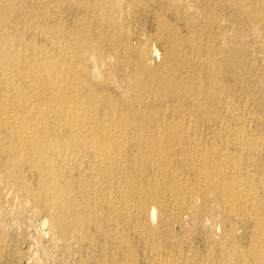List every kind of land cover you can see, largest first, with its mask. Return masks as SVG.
Returning <instances> with one entry per match:
<instances>
[{
	"label": "rangeland",
	"instance_id": "rangeland-1",
	"mask_svg": "<svg viewBox=\"0 0 264 264\" xmlns=\"http://www.w3.org/2000/svg\"><path fill=\"white\" fill-rule=\"evenodd\" d=\"M17 1L0 264H264V0Z\"/></svg>",
	"mask_w": 264,
	"mask_h": 264
},
{
	"label": "bare ground",
	"instance_id": "bare-ground-1",
	"mask_svg": "<svg viewBox=\"0 0 264 264\" xmlns=\"http://www.w3.org/2000/svg\"><path fill=\"white\" fill-rule=\"evenodd\" d=\"M1 1H2V0H1ZM14 1H15V0H14ZM21 1H22V0H21ZM136 1H137V0H136ZM17 2H19V0H18ZM138 2H139V0H138ZM187 7H188V6H187ZM241 7H242V6H241ZM13 8H14V7H13ZM14 9H15V8H14ZM180 9H181V8H180ZM180 9H179V11L181 12L182 9H181V10H180ZM6 10H7V9H6ZM179 11H177V12H179ZM186 13H187V12H186ZM186 13H185V14H186ZM192 13H193V12H192ZM178 14H179V13H178ZM182 14H183V13H182ZM249 14H250V13H249ZM237 16H238V15H237ZM252 17H253V16H252ZM252 17H251V19H252ZM255 18H256V17H255ZM110 19H111V18H110ZM109 21H110V20H109ZM112 21H113V20H112ZM114 24H115V22H114ZM118 25H119V24H118ZM115 28H116V27H115ZM112 30H113V29H112ZM84 31H85V30H84ZM114 31H116V30H114ZM117 31H119V29H118ZM117 31H116V34L118 33ZM88 32H89V31H88ZM83 33H85V32H83ZM114 33H115V32H114ZM114 33H113V34H114ZM194 33H195V32H194ZM83 35H84V34H83ZM114 35H115V34H114ZM121 35H122V34H121ZM115 36H116V35H115ZM118 36H119V35H118ZM118 36H117V37H118ZM10 42H11V41H10ZM190 42H191V40H190ZM3 43H4V42H3ZM239 44H240V43H239ZM195 45H196V44H195ZM195 45H194V46H195ZM196 46H197V45H196ZM1 47H2V46H1ZM233 48H234V47H233ZM8 49H10V48H8ZM4 50H6V49H4ZM133 50H134V49H133ZM230 50H231V49H230ZM233 50H234V49H233ZM9 51H10V50H9ZM127 51H128V50H127ZM245 51H246V50H245ZM23 54H24V53H23ZM78 55H79V54H78ZM13 56H14V55H13ZM35 56H37V55H35ZM38 56H39V55H38ZM43 56H44V55H43ZM237 56H238V55H237ZM27 57H28V56H27ZM30 57H31V55H30ZM46 57H47V56H46ZM73 57H74V56H73ZM244 57H245V56H244ZM10 58H11V57H10ZM24 58H25V57H24ZM32 58H33V57H32ZM36 58H37V57H36ZM237 58H238V57H237ZM22 59H23V58H22ZM27 59H28V58H27ZM49 59L51 60V57H50ZM80 59H82V58H80ZM83 59H84V58H83ZM30 60H31V59H30ZM42 60H43V59H42ZM46 60H47V59H46ZM39 61H40V59H39ZM29 62H31V61H29ZM64 62H65V61H64ZM64 62H63V63H64ZM84 62H85V61H84ZM242 62H243V61H242ZM42 63H43V62H42ZM59 63H60V62H59ZM59 63H58V64H59ZM63 63H62V64H63ZM66 63H68V61H67ZM69 63H70V62H69ZM22 64H23V63H22ZM29 64H30V63H29ZM29 64H28V65H29ZM43 64H44V63H43ZM71 64H72V63H71ZM28 65H27V66H28ZM66 65H68V64H66ZM138 65H139V64H138ZM13 66H14V65H13ZM32 66H33V65H32ZM45 66H46L49 70H52V72H54V70H55V68H56V64L53 63V61H52V62L45 63ZM62 66H63V65H62ZM14 67H15V66H14ZM64 67H65V66H64ZM72 67H73V66H72ZM132 67H133V66H132ZM42 68H43V67H42ZM73 68H75V67H73ZM150 68H151V67H150ZM13 69H14V68H13ZM20 69H21V68H20ZM23 69H24V68H23ZM29 69H31V68H29ZM29 69H28V72H30ZM56 70H58V69H56ZM46 71H47V70H46ZM24 72H25V71H24ZM28 72H27V73H28ZM55 72H56V71H55ZM58 72L61 73L60 71H58ZM67 74H68V72H67ZM73 74H74V73H73ZM52 75H53V73H52ZM58 75H59V74H58ZM47 76H48V75H47ZM53 76H54V75H53ZM51 78H52V77H51ZM31 79H32V78H31ZM33 79H34V78H33ZM53 79H54V78H53ZM4 80H5V78H4ZM63 80H64V78H63ZM65 80H66V79H65ZM65 80H64V81H65ZM51 81H52V80H51ZM51 83H52V82H51ZM59 83H60V81H59ZM170 83H172V82H170ZM183 83H184V82H183ZM172 84H173V83H172ZM87 85H88V84H87ZM53 86H54V85H53ZM80 86H82V85H80ZM6 88H7V87H6ZM63 88H64V87H63ZM64 89H65V88H64ZM76 89H77V88H76ZM82 89H84V88H82ZM82 89H79V90H81V92H83ZM92 89H93V88H92ZM60 90H61V89H60ZM64 91H65V90H62V92H64ZM89 91H90V90H89ZM62 92H61V93H62ZM65 92H66V91H65ZM61 93H60V94H61ZM66 93H67V92H66ZM66 93H65V94H66ZM77 93H78V92H77ZM79 93H80V92H79ZM92 93H93V91L90 92L91 96H92ZM81 94H82V93L79 94L80 97H81ZM84 94H85V93H84ZM88 94H89V93H88ZM188 94H189V93H188ZM85 95H86V96H89V95H87V94H85ZM96 95H97V94H96ZM15 96H17V95H15ZM62 96H63V95H62ZM93 96H95V93H94ZM60 97H61V96H60ZM86 98H87V97H86ZM96 98H97V97H96ZM71 99H73V98H71ZM84 99H85V98H84ZM80 100H81V99H80ZM87 100H90V99L87 98ZM58 101H59V99H58ZM59 102H60V101H59ZM78 102H79V100H78ZM80 102H81V101H80ZM84 102H85V101H84ZM84 102H81L83 106H85L86 104H88V103L85 104ZM86 102H87V101H86ZM95 102H96V99H95ZM1 103H2V102H0V104H1ZM25 103H26V102H25ZM74 103L76 104V102H74ZM81 103H80V104L78 103L77 105L79 106V105H81ZM92 103H93V102H92ZM96 103H97V102H96ZM2 104H3V103H2ZM2 104H1V105H2ZM72 104H73V103H72ZM1 105H0V106H1ZM82 105H81V106H82ZM26 106H27V105H26ZM86 106H90V105H86ZM62 107H63V106H62ZM72 108H73V107H72ZM76 108H77V107H76ZM80 108H82V107H80ZM89 108H90V107H89ZM69 109H70V108H69ZM85 109H86V108H85ZM74 110H75V107H74ZM76 110H77V109H76ZM76 110H75V111H76ZM80 110H81V109H80ZM82 110H83V109H82ZM24 111H25V110H24ZM77 111H78V110H77ZM84 111H85V110H84ZM93 111H94V110H93ZM78 112H79V111H78ZM86 112H88V109H86ZM90 112H91V111H90ZM90 112H89V113H90ZM76 113H77V112H76ZM91 113H92V112H91ZM77 114H78V113H77ZM77 114H75V112H74V115H75V116H76ZM66 115H67V114H66ZM78 115H79V114H78ZM86 115H87V114H86ZM143 115H144V114H143ZM143 115H142V116H143ZM82 116H83V115H82ZM90 116H91V114H90ZM90 116H89V117H90ZM94 116H95V115H94ZM138 116H139V115H138ZM144 116H145V115H144ZM67 117H68V116H67ZM71 117H72V116H71ZM71 117H70V118H71ZM79 117H80V116L75 117V118H79ZM80 118H81V117H80ZM140 118H141V114H140ZM44 119H45V118H44ZM67 119H68V118H67ZM89 119H90V118H89ZM93 119H94V118H93ZM13 120H14V119H13ZM25 120H26V119H25ZM45 120H46V119H45ZM77 120H79V119H77ZM77 120H76V121H77ZM87 120H88V119H87ZM141 120H142V119H141ZM141 120H140V121H141ZM76 121H75V122H76ZM79 121H80V120H79ZM92 121H93V120H92ZM142 121H143V120H142ZM148 121H149V120H148ZM81 122H82V121H81ZM83 122H85V121H83ZM67 123H68V121H67ZM129 123H130V122H129ZM143 123H144V122H143ZM143 123H141V124H143ZM146 123H147V122H146ZM76 124H77V122H76ZM83 124H85V123H83ZM130 124H131V123H130ZM147 124H148V123H147ZM66 125H67V124H66ZM73 125H74V124H73ZM73 125H71L72 128H73ZM81 125H82V124H81ZM85 125H86V124H85ZM103 125H104V124H103ZM135 125H136V124H135ZM175 125H177V124H175ZM74 126H75V125H74ZM86 126L89 127L90 124L88 125V122H87V125H86ZM13 127H14V126H13ZM34 127H35V126H34ZM39 127H40V126H39ZM39 127H38V129H39ZM44 127H45V126H44ZM71 127H70V128H71ZM75 127H76V126H75ZM78 127H79V126H78ZM159 127H160V126H159ZM167 127H169V126L167 125ZM170 127H171V125H170ZM178 127H180V126H179V125L177 126V129H178V131H179L180 129H179ZM92 128H93V127H92ZM137 128H138V126H137ZM139 128H140V127H139ZM151 128H152V126H151ZM22 129H23V128H22ZM73 129H74V128H73ZM94 129H95V128H94ZM102 129H103V128H102ZM181 129H182V128H181ZM43 130H44V129H43ZM175 130H176V127H175ZM184 130H185V129H184ZM20 131H21V130H20ZM85 131H86V130H85ZM89 131H92V129L89 130ZM95 131H96V130H95ZM95 131H94V132H95ZM42 132H43V131H42ZM169 132H170V131H169ZM181 132H182V131H181ZM44 133H46V132H44ZM86 133H87V132H86ZM96 133H97V132H96ZM32 134H33V133H32ZM91 134L93 135V133H91ZM87 135H88V134H87ZM94 135L96 136V134H94ZM94 135H93V136H94ZM100 135H101V134L99 133V135H98L99 138L101 137ZM181 135H182V134H181ZM76 136H77V135H76ZM78 136H79V135H78ZM88 136H89V135H88ZM103 136H104V135H103ZM89 137H91V136H89ZM95 138H97V137H95ZM95 138L93 137V139H95ZM103 138H105V137H103ZM109 138H110V136H108V139H109ZM112 138H113V140H114L115 142L117 141V140H115L116 137H115V138L112 137ZM117 138H118V137H117ZM46 139H47V138H46ZM46 139H45V141H46ZM88 139H89V138H88ZM101 139H102V138H101ZM106 139H107V138H106ZM108 139H107V140H108ZM163 139H164V138H163ZM40 140H41V138H40ZM107 140H106V141H104L103 139H102V140H100V139H99V140H93V141H92V145L95 146V150H96L97 148H98V150H99V148H102V147H103V144H104L105 142L107 143ZM157 140H158V139H157ZM158 141H159V140H158ZM161 141H163V140H161ZM48 142H49V141H48ZM110 142H111V141H110ZM106 143H105V144H106ZM112 143H113V142H112ZM160 143H161V142H160ZM160 143H159V144L156 143V144L160 145ZM163 143H164V142H163ZM163 143H162V144H163ZM165 143H166V142H165ZM90 144H91V143H90ZM156 144H155V145H156ZM152 145H153V144H152ZM155 145H154V146H155ZM158 145H156V146H158ZM106 146H107V145H106ZM109 146H110V145H109ZM88 147H89V145H88ZM90 147H92V146H90ZM90 147H89V148H90ZM96 147H97V148H96ZM107 147H108V146H107ZM154 148H155V147H154ZM162 148H163V147H162ZM164 148H165V147H164ZM155 149H156V148H155ZM158 149H159V148H158ZM160 149H161V147H160ZM59 150H60V149H59ZM92 150H93V149H92ZM101 150H102V149H101ZM107 150H108V148H107ZM156 150H157V149H156ZM55 152H56V151H55ZM95 152H96V151H95ZM95 152H94V153H95ZM159 152H160V151H159ZM59 154H60V153H59ZM161 154H162V153H161ZM58 158H59V157H58ZM107 158H108V156H107ZM47 161H49V163H50L53 167L55 166V161H54L53 158H50V159L47 160ZM47 161H46V163H47ZM56 164H57V163H56ZM50 167H51V166H50ZM50 170H51V169H50ZM51 173H52L53 175L56 174L55 167L51 170ZM209 177H210V176H209ZM211 178H212V177H211ZM213 179H214V178H213ZM210 182H211V180H210ZM211 184H212V183H211ZM232 185H233V184H232ZM215 186H216V185H215ZM213 187H214V185H213ZM219 188H220V187H219ZM219 188H218V189H219ZM226 188H227V187H226ZM228 188H229V187H228ZM209 189H210V188H209ZM211 189H214V188H211ZM211 189H210V190H211ZM218 189H217V191H219ZM41 190H42V189H41ZM49 190H50V189H49ZM52 190H54V189H52ZM132 190H133V189H132ZM220 190H221V189H220ZM226 190H227V189H226ZM226 190H225V193H226ZM233 190H234V189H232V191H231L232 194H233ZM222 191H223V189H222ZM228 191H229V189H228ZM58 192H60V191H58ZM237 192H238V191H237ZM58 194H59V193H58ZM242 194H243V193H242ZM62 195H63V194H62ZM230 195H231V194H230ZM233 195H234V194H233ZM243 195H244V194H243ZM58 196H60V195H58ZM63 196H64V195H63ZM228 196H229V195H228ZM238 196H239V195H238ZM232 197H233V196H232ZM232 197H230V198H232ZM234 197H235V196H234ZM50 198H51V197H50ZM60 198H61V197H60ZM240 198H241V197H240ZM56 199H58V198H56ZM63 199H64V198L62 197V200H63ZM65 199H66V198H65ZM224 199H225V198H224ZM236 199H237V197H236ZM67 200H68V199H67ZM226 200L228 201L227 197H226ZM229 200H230V199H229ZM67 202H68V201H67ZM225 202H226V201H225ZM231 202H232V201H231ZM236 202H237V201H236ZM226 203H228V202H226ZM72 204H73V203H72ZM235 204H236V203H235ZM237 204H238V203H237ZM52 205H53V204H52ZM59 205H60V204H59ZM66 205H67V204H66ZM69 205L71 206V204H69ZM226 205H227V204H226ZM62 206H63V204H62ZM74 206H75V205H74ZM74 206H73V207H74ZM67 207H68V206H67ZM67 207H66V208H67ZM53 208H54V207H53ZM56 208H57V207H56ZM68 208H70V207H68ZM54 209H55V208H54ZM73 209H75V208H73ZM67 210H68V209H67ZM229 210H230V209H229ZM71 211H72V210H71ZM231 212H232V210H231ZM65 213H66V212H65ZM262 223H263V222H262ZM263 224H264V223H263Z\"/></svg>",
	"mask_w": 264,
	"mask_h": 264
}]
</instances>
